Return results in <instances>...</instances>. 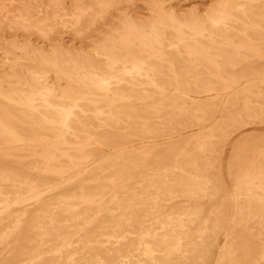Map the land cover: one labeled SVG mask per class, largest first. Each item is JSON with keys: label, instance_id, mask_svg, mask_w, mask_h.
<instances>
[{"label": "rangeland", "instance_id": "rangeland-1", "mask_svg": "<svg viewBox=\"0 0 264 264\" xmlns=\"http://www.w3.org/2000/svg\"><path fill=\"white\" fill-rule=\"evenodd\" d=\"M0 264H264V0H0Z\"/></svg>", "mask_w": 264, "mask_h": 264}, {"label": "bare ground", "instance_id": "bare-ground-1", "mask_svg": "<svg viewBox=\"0 0 264 264\" xmlns=\"http://www.w3.org/2000/svg\"><path fill=\"white\" fill-rule=\"evenodd\" d=\"M229 4V3H228ZM102 6V5H101ZM219 8V7H218ZM217 8V9H218ZM214 10V9H213ZM218 12H219V9H218ZM238 12V11H237ZM224 13V12H223ZM83 14V13H82ZM219 14H222V13H219ZM217 16V15H216ZM211 17V16H210ZM220 17V16H218ZM214 22V21H213ZM217 22V21H216ZM215 23V22H214ZM218 23V22H217ZM183 26V25H182ZM213 29H216L215 27ZM120 37V35H119ZM132 37V36H131ZM196 39V38H194ZM120 40V39H119ZM154 40V39H153ZM201 42V41H200ZM122 43V42H121ZM191 44V43H189ZM193 44V43H192ZM143 48V53L145 52H148L149 53H152V56H153V53H155L157 51V47L160 46L157 41H149L147 43H141L140 44ZM160 49V48H159ZM87 50V49H86ZM195 51V50H194ZM140 52V51H139ZM141 53V52H140ZM161 53V52H159ZM193 53V52H192ZM196 53V51H195ZM96 54V52H95ZM137 54V53H136ZM157 54V53H156ZM97 57V56H96ZM162 57V56H161ZM132 63H133V68L136 69L137 71L140 70V64H141V61H143V57H139V56H133L132 55ZM158 60V59H157ZM199 61V60H198ZM201 62V61H200ZM203 63V61H202ZM212 64V63H211ZM207 65V64H206ZM146 66V65H145ZM144 66V67H145ZM212 66V65H211ZM162 68V67H161ZM153 69V68H152ZM108 71V70H107ZM108 76V75H107ZM114 77V76H113ZM123 79V78H122ZM132 82V81H131ZM50 89L46 86H44L42 88V90L39 91L38 95L43 99L45 100L46 103L49 104V100H48V96L50 95ZM28 101V105L31 106L32 109H35V105H34V100H31V99H27ZM75 104V103H74ZM76 105V104H75ZM116 110V109H115ZM50 114L53 115V116H56V118L58 119V122L60 124H62L67 130H70L72 125L74 124V122L72 121L73 119V113L71 112V110L67 109L65 106H61L60 108H57V109H50ZM112 112V111H111ZM41 117L39 119H36L35 117H33V113H30V117L34 119V121L36 122H44V121H48L50 120V122L53 121V118H48L47 116H43V115H40ZM45 125V124H44ZM78 125V124H77ZM55 126V125H54ZM94 133V132H93ZM46 152V151H45ZM51 155V154H50ZM60 172V171H59ZM5 211V210H4ZM39 216V215H38ZM39 219V218H38ZM62 241V240H61ZM63 244V243H62ZM71 245V243H70ZM176 245L179 247L180 244L179 242L176 243ZM20 247V246H19ZM59 252V251H58ZM56 254V253H55ZM38 257V255H35ZM57 262V261H56ZM55 262V263H56ZM53 263V262H52Z\"/></svg>", "mask_w": 264, "mask_h": 264}]
</instances>
